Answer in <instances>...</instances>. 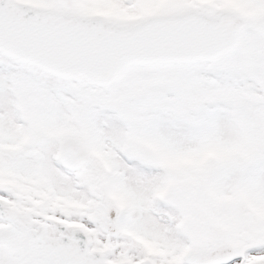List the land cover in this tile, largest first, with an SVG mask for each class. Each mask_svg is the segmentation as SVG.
<instances>
[{
  "label": "snow or ice",
  "instance_id": "snow-or-ice-1",
  "mask_svg": "<svg viewBox=\"0 0 264 264\" xmlns=\"http://www.w3.org/2000/svg\"><path fill=\"white\" fill-rule=\"evenodd\" d=\"M0 264H264V0H0Z\"/></svg>",
  "mask_w": 264,
  "mask_h": 264
}]
</instances>
